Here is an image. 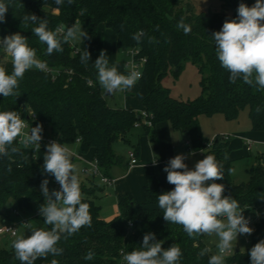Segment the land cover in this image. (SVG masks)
<instances>
[{"label":"trees","instance_id":"obj_1","mask_svg":"<svg viewBox=\"0 0 264 264\" xmlns=\"http://www.w3.org/2000/svg\"><path fill=\"white\" fill-rule=\"evenodd\" d=\"M219 1L222 7L233 10V19L237 17L240 3L248 6L255 3V0ZM30 13L47 18L48 27L53 31L78 22L88 37L75 44H63L62 53L46 55V45L32 32L38 25L22 22V17ZM182 17L191 26L187 35L176 26ZM224 21L225 17L217 13L194 14L183 0H73L71 5L65 3L58 11L54 0H13L5 22L0 23V38L17 32L27 37L29 46L36 49L38 59L46 62L49 72L27 71L16 90L19 96L4 98L0 95V111H17L27 120V115L33 114L35 120H29L31 127L42 125V133L58 137L64 144L79 139L80 152L85 154L92 150V160L106 177L108 170L120 161L112 148L114 142L122 140L130 144V134L136 124H139L140 134L152 138V127L167 122L172 129L188 136L193 151L204 149L203 158L214 154L223 163L224 179L216 183L224 184V195L237 199L245 209L243 215L247 214L264 203V154L255 156L246 181L233 183L228 172L233 168L228 156L229 135H216L211 140V148L207 149L209 140L201 136L199 125L200 116L220 114L226 121H232L245 109L250 130L264 131V90L257 92L242 80L230 83L229 73L217 60L211 34L219 31ZM99 25L115 35L118 51L127 53L135 49V59H144L137 85L140 105L150 127L143 124L140 113L106 103L93 67ZM137 32L145 34L139 44L132 39ZM84 49L91 54L87 66L80 62V52ZM186 62L195 66L199 77L200 93L191 100L172 97L161 83L168 73L176 79ZM0 67H5L9 73L12 71L10 61ZM258 106L262 109L260 113L256 112ZM130 147L138 153L137 143ZM22 152L23 158L14 156L12 161L0 157V225L13 224L11 217L15 212L44 200L40 188L43 179L49 180L50 190H57L55 178L42 172L43 150L34 152L30 148ZM9 166L11 172L7 170ZM92 179L93 176L80 178L83 202L90 205L91 227H82L67 241L62 240L59 245L64 249L62 255L40 258L35 264H50L52 259L58 260V264H124L122 251L128 253L139 248L148 232L155 233L156 240L163 241L165 248L178 244L183 252L181 264H207L212 251L198 259V252L208 247L206 236L189 238L181 226L168 224L163 219L157 195L172 190L173 185L152 180L150 187L143 188L144 200L140 204L119 196L117 215L104 220L98 213ZM31 223L35 227H47L40 215L34 216ZM261 239H264V217L254 224L246 249L233 250L225 264H250L248 252ZM89 250L96 253L91 261L84 259ZM0 264H20L14 258L11 245L0 247Z\"/></svg>","mask_w":264,"mask_h":264},{"label":"clouds","instance_id":"obj_2","mask_svg":"<svg viewBox=\"0 0 264 264\" xmlns=\"http://www.w3.org/2000/svg\"><path fill=\"white\" fill-rule=\"evenodd\" d=\"M54 3L58 11L65 3L71 5L73 0H54ZM12 6L13 0H0V23L5 22L8 8ZM22 22L38 25L32 28V32L46 45L45 54L49 56L54 52L62 53L63 44L88 37L78 22L57 31L49 29L47 18H39L32 13L24 15ZM176 26L185 35L191 32L190 24L185 23L183 17ZM144 35L137 32L132 39L139 44ZM211 38L217 60L229 73L230 83L242 80L257 92L264 90V0H255L251 7L240 3L237 17L226 19L222 28L211 34ZM0 51L11 58L12 65L11 73L0 67V95L4 98L20 95L16 90L27 71L47 70L46 62L37 58L36 49L30 47L28 38L19 32L0 38ZM90 60L91 54L87 49L80 52L83 65L87 66ZM93 67L97 81L107 95L132 89L142 76L137 70L124 74L116 65L110 66L104 51L94 61ZM261 110L259 106L256 108L257 113ZM26 128L28 125L19 112L0 111V157L12 161L14 156L23 158L22 149L40 150L42 125L31 127L28 132ZM208 148H211L210 143ZM201 151L205 152L204 149ZM72 156L67 144L54 140L46 146L42 172L53 176L60 188L50 190L48 179L41 182L44 203L39 205L38 212L47 227H35L28 222L24 225L30 234L16 235L13 232L16 238L12 240L11 248L20 264H35L37 259L62 255L61 241H67L82 227L92 225L90 205L83 202L81 182ZM186 159L184 154H177L163 169L167 173V182L174 187L157 195L158 206L163 219L168 224L181 226L189 238L215 235L218 238L216 252L209 256L207 264H225L226 257L234 250L238 235L252 234L250 220L243 215L245 209L241 208L237 199L224 195L225 185L216 183L224 179V165L214 154H206L205 158L195 163L194 169H189ZM152 163L155 165L158 160ZM7 170L11 172L12 169L9 166ZM228 172L231 174L234 169L230 168ZM163 243L156 240L155 233L144 234L139 248L128 253L122 251L124 264H181V247L173 243L165 248ZM210 251L208 247L202 248L198 259ZM248 255L250 264H264V239L259 240ZM95 257L96 253L89 250L84 259L91 261ZM50 264H58V260L52 259Z\"/></svg>","mask_w":264,"mask_h":264},{"label":"crops","instance_id":"obj_3","mask_svg":"<svg viewBox=\"0 0 264 264\" xmlns=\"http://www.w3.org/2000/svg\"><path fill=\"white\" fill-rule=\"evenodd\" d=\"M97 37L99 39V43L96 47L94 61L99 57L101 51H104L106 53V58L109 61V65H116L118 70L121 73H124L125 71L123 67H125V64L123 65L122 62L116 60L117 50L116 46L114 47L116 39L115 35L110 30L104 28L103 25H99L97 28ZM124 93V104H122L121 107L130 108L138 113H141L143 110L140 105L138 85L135 84L132 89ZM110 107L119 106L113 105ZM152 128L154 130V136L152 138H149L147 135L140 134V129L135 127L130 134V144H127L122 140H117L116 142H119L123 146L119 149H115L114 146H112L114 153L119 156L120 161L116 165H113L107 172V176L113 181L110 186L101 184L96 178L92 179L95 187V202L99 207L98 213L102 219L108 220V218L100 215V212H102V198L110 199L111 202L115 203L116 209L117 198L119 196L132 198L135 203L140 204L144 200L143 188L150 187L152 180L161 183H168L166 180L167 173L164 172L163 169L169 160L174 158L177 154H184L187 157L185 163L190 167V169H193V165L191 164V161L188 157V153L190 151L188 136L185 133L172 129L167 122H159ZM217 132V134H230L228 130H221ZM200 133L202 136L201 128ZM234 135L235 138L232 141L230 140L228 143V156L232 161V164L238 161H244L248 156L247 151H251V149L254 147L260 151L257 153V155L264 154L262 153V151H264V131H251L250 127L249 129L247 127L241 130L236 129L232 136ZM136 143L138 144V161L135 165L129 166L126 152L129 148H131V145ZM248 144L249 150L246 148V145ZM88 152L91 156L90 159L83 160L87 152L85 154H81L78 159H72L74 164L79 165L80 170L82 169V165L87 166V163L93 159V151L89 150ZM155 159L158 160V163L154 165L152 161ZM78 176L80 178L87 179L90 177L89 175H82L81 173L78 174ZM116 211V213H118V209ZM31 220L32 218L29 219L28 222H31ZM3 243H0V247L6 245Z\"/></svg>","mask_w":264,"mask_h":264},{"label":"rangeland","instance_id":"obj_4","mask_svg":"<svg viewBox=\"0 0 264 264\" xmlns=\"http://www.w3.org/2000/svg\"><path fill=\"white\" fill-rule=\"evenodd\" d=\"M183 3L189 4L194 14L204 13V14L209 15V14L217 13V14L223 15L225 17V20L233 19V10L230 8L222 7L219 0H183ZM71 42L75 44V43H78L79 40H75ZM114 47H115V44H114ZM116 60L122 62L123 65L125 64V67H123L125 72L129 69V66L126 65L129 59L125 52L117 50ZM6 61H11V58L5 55L2 51H0V65ZM198 80H199V77H198L195 66H193L189 62H186L184 63L183 68L179 76L176 79H174L172 75L168 73L166 74V76H164L161 83L164 87L170 90V94L172 97L176 99H181V100H191V99L196 98L200 93V87L198 84ZM124 98H125L124 92H117L115 95H112L111 97H105L108 105L110 106L116 105L119 107H121L122 104H124ZM199 122H200L202 136L206 140H211L213 137L218 135L217 131L228 130V132L230 133L229 141L230 140L232 141L235 138L236 134L234 136L232 135L233 133H235L236 129L241 130L247 127L249 129L247 112L245 109L240 111L237 119L234 121H226L220 114H215V115H212V117L200 116ZM67 145L71 149L73 155L75 156V159H78L79 156L82 154L80 152L79 144L75 142V143H71ZM113 146L115 149H119L123 145L120 144L119 142H116L113 144ZM247 152H248V156L244 161H238L233 164L232 169H234V172L232 173V176H231V180L233 183H240V182H244L247 180L248 178L247 171L253 165L254 158L255 156H257V153H259L260 151H258L257 148L254 147L251 149V151H247ZM191 153H195V154H191ZM262 153H264V151H262ZM85 157L83 158V160L90 159L91 156L89 152L85 154ZM188 157L194 169L195 163L203 159V154L202 152H195L190 148ZM75 165H76L77 171L79 170L78 174H80L79 165L77 164ZM83 166L86 167V165H82L81 168H83ZM43 203H44V200L42 202L33 204L31 208L29 209L18 210L19 214L13 215L11 217V220L13 221L17 235L27 234L26 229L21 226V221L26 220V219L29 220L33 218L35 214L37 213L39 214L38 212L39 205ZM101 207H102V212H100V215L108 218V220L112 219L115 215H117L116 213L117 209H116L115 203L111 202L110 199L102 198ZM257 212L264 214V211H261V210L260 211L257 210ZM254 214H255V211L253 210L247 214H244V216L247 219H249V217L253 216ZM249 227L253 229V224L249 225ZM15 238L16 237L9 238L7 236H0V243L4 242L3 244H6L5 246H9L11 245L12 240H14ZM248 238H249V235H238L237 242L234 243V249H237L239 251H244L247 246ZM206 241L212 253L215 254L216 243L218 242V238L215 235L206 236Z\"/></svg>","mask_w":264,"mask_h":264},{"label":"built area","instance_id":"obj_5","mask_svg":"<svg viewBox=\"0 0 264 264\" xmlns=\"http://www.w3.org/2000/svg\"><path fill=\"white\" fill-rule=\"evenodd\" d=\"M60 29H61L60 27H56L55 31L60 30ZM136 54H137V50H135V49H130L126 53V55L128 56V59H129V61L126 63V65L129 66V69L126 72H124V74H127L131 70H137V71L141 72V66H142V64L144 62V59L143 58H140V59L136 60L135 59ZM45 72H49L48 69ZM19 114L21 115V118L24 119L23 116H22V114L21 113H19ZM140 116L143 119V124L145 126L150 127L151 126V123H150V121L148 119H146V113L144 111H142L140 113ZM27 118H28V120L27 119H24L25 122L28 125V128L25 129L26 132L30 131V128H31L30 123H29V120H31V121H34L35 120V117H34L33 114H28L27 115ZM135 126L136 127H139V124H136ZM219 135H225V134H219ZM54 140L55 141H58L61 144H64V143H62V142L59 141L58 137L55 138V137H52L49 134L42 133V140L40 142V144H41L40 149L43 150V155H44V153L46 151V146L50 142H52ZM211 140H209V142L207 144L211 143ZM75 142L78 143L79 142V139H76ZM246 148H247V150H249V144L246 145ZM33 151L35 152L36 150L33 149ZM196 152H201V151H196ZM126 154H127V157H128V165L129 166L135 165L137 163V161H138V156H137L136 152L132 148H129L127 150ZM33 158H36V153H33ZM74 158H75V156L73 155L72 156V159H74ZM42 160L44 162V158L43 157H42ZM165 166H164V168H165ZM80 173L82 175L93 176L94 178L98 179V181L101 184H104V185H107V186H110L113 183V181L109 177L104 176L100 172V170L98 169V167L96 166V164H95V162L93 160L90 161V162H88L87 163V166L86 167H83L80 170ZM54 182H55V185H56L57 190H59V188H60L59 184L55 181V179H54ZM257 210L264 211V203H262L261 205H259L257 208L254 209L255 214L253 216H250L249 217V220H250V224L249 225L253 224V226H254V224L257 223L260 220V218L264 217V214H261V213L257 212ZM15 214L18 215V212H15ZM36 215H39V214L37 213V214H35V216ZM25 223H28V219L21 221V226L23 228H27L24 225ZM128 226H130V223L128 224ZM13 232H15L16 235H17V232H16V229L14 227V224L10 223V224H1L0 225V236H7L9 238H12V237H15L13 235Z\"/></svg>","mask_w":264,"mask_h":264},{"label":"water","instance_id":"obj_6","mask_svg":"<svg viewBox=\"0 0 264 264\" xmlns=\"http://www.w3.org/2000/svg\"><path fill=\"white\" fill-rule=\"evenodd\" d=\"M105 97H110L111 95H107V94H104ZM237 250L235 249L234 252H236Z\"/></svg>","mask_w":264,"mask_h":264}]
</instances>
